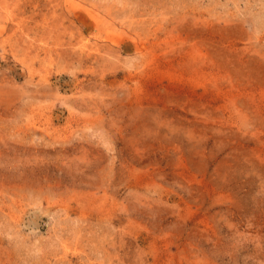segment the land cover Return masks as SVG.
Instances as JSON below:
<instances>
[{
	"label": "rangeland",
	"instance_id": "rangeland-1",
	"mask_svg": "<svg viewBox=\"0 0 264 264\" xmlns=\"http://www.w3.org/2000/svg\"><path fill=\"white\" fill-rule=\"evenodd\" d=\"M0 264H264V0H0Z\"/></svg>",
	"mask_w": 264,
	"mask_h": 264
}]
</instances>
